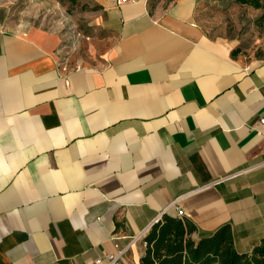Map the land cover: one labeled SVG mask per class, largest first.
<instances>
[{"label":"crops","instance_id":"0c3cea01","mask_svg":"<svg viewBox=\"0 0 264 264\" xmlns=\"http://www.w3.org/2000/svg\"><path fill=\"white\" fill-rule=\"evenodd\" d=\"M99 2L105 45L79 62L59 33L0 16V264L170 260L177 223L194 243L227 226L250 252L264 234V59L206 35L195 0Z\"/></svg>","mask_w":264,"mask_h":264},{"label":"rangeland","instance_id":"374dc122","mask_svg":"<svg viewBox=\"0 0 264 264\" xmlns=\"http://www.w3.org/2000/svg\"><path fill=\"white\" fill-rule=\"evenodd\" d=\"M100 0H0V16L15 31L40 26L62 36L64 57L70 62L90 59L104 43L94 40ZM173 0H146L151 11ZM196 24L209 37L224 39L245 62L264 59V16L261 9L234 0H195Z\"/></svg>","mask_w":264,"mask_h":264},{"label":"trees","instance_id":"16d2710c","mask_svg":"<svg viewBox=\"0 0 264 264\" xmlns=\"http://www.w3.org/2000/svg\"><path fill=\"white\" fill-rule=\"evenodd\" d=\"M236 3L261 9L264 16V0H234ZM236 55V50H233ZM158 223L156 222L154 226ZM170 260L159 257V250L147 251L141 264H264V234L259 243L248 253H238L233 246L231 231L220 227L196 243L190 238L183 239L184 230L177 223L170 230Z\"/></svg>","mask_w":264,"mask_h":264},{"label":"built area","instance_id":"2783aa9c","mask_svg":"<svg viewBox=\"0 0 264 264\" xmlns=\"http://www.w3.org/2000/svg\"><path fill=\"white\" fill-rule=\"evenodd\" d=\"M129 1H133V0H117V3L122 4V3L129 2ZM260 123L262 126H264V117L260 119ZM177 214L182 215L183 211L181 209H177ZM122 253H123L122 251H119L118 254H116V255H112V254L106 255L107 263H105V264H117ZM99 263H101V260L96 259L95 264H99Z\"/></svg>","mask_w":264,"mask_h":264}]
</instances>
